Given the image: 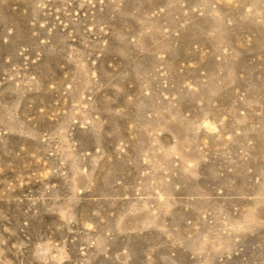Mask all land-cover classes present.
I'll return each mask as SVG.
<instances>
[{
  "label": "rangeland",
  "instance_id": "rangeland-1",
  "mask_svg": "<svg viewBox=\"0 0 264 264\" xmlns=\"http://www.w3.org/2000/svg\"><path fill=\"white\" fill-rule=\"evenodd\" d=\"M0 264H264V0H0Z\"/></svg>",
  "mask_w": 264,
  "mask_h": 264
}]
</instances>
